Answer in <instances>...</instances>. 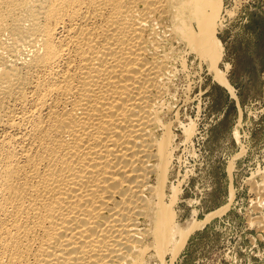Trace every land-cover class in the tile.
I'll return each instance as SVG.
<instances>
[{"label": "bare ground", "instance_id": "6f19581e", "mask_svg": "<svg viewBox=\"0 0 264 264\" xmlns=\"http://www.w3.org/2000/svg\"><path fill=\"white\" fill-rule=\"evenodd\" d=\"M221 9V0H0V264L177 255L198 225L172 209L175 135L161 115L190 52L232 91L216 68Z\"/></svg>", "mask_w": 264, "mask_h": 264}, {"label": "rangeland", "instance_id": "374dc122", "mask_svg": "<svg viewBox=\"0 0 264 264\" xmlns=\"http://www.w3.org/2000/svg\"><path fill=\"white\" fill-rule=\"evenodd\" d=\"M221 6L216 68L232 91L190 52L165 96L171 110L161 119L176 147L166 191L177 189L178 223L198 226L163 264H264V200L256 194H264V0Z\"/></svg>", "mask_w": 264, "mask_h": 264}]
</instances>
